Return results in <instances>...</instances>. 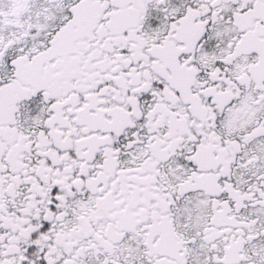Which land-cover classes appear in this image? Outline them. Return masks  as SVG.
<instances>
[{
    "label": "snow or ice",
    "instance_id": "snow-or-ice-1",
    "mask_svg": "<svg viewBox=\"0 0 264 264\" xmlns=\"http://www.w3.org/2000/svg\"><path fill=\"white\" fill-rule=\"evenodd\" d=\"M0 264H264V0H0Z\"/></svg>",
    "mask_w": 264,
    "mask_h": 264
}]
</instances>
